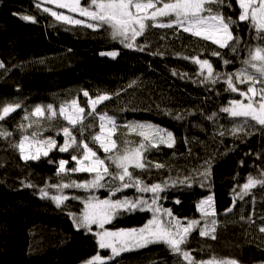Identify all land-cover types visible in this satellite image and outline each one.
Returning a JSON list of instances; mask_svg holds the SVG:
<instances>
[{"label": "trees", "instance_id": "trees-1", "mask_svg": "<svg viewBox=\"0 0 264 264\" xmlns=\"http://www.w3.org/2000/svg\"><path fill=\"white\" fill-rule=\"evenodd\" d=\"M88 3L89 0H81L82 7ZM36 5L37 0H0V62L4 64L0 68V108L7 104L22 105L0 121V129L11 133L0 137V264H85L95 255L108 257L111 252L99 248L97 232L139 228L153 215L150 210L122 212L104 229L98 225H92L91 231L78 229L69 214L79 216L87 198H109L110 189L120 186V181L107 177L104 181L107 186L103 188L63 189V195L69 199L60 207L50 198H41L42 188L49 192V197L58 195L60 190L50 185L82 183L91 180L93 174L68 171L57 175L61 159L69 161L67 169L77 166L71 156L79 158L80 153L72 149L63 153L54 149L40 160H23L16 147L22 135L38 132V139L50 137L62 145L61 129L69 126L58 116L53 120L41 119L38 126L27 128L32 121L24 117L36 105L52 104L58 110L61 104L77 100L85 108L83 139L103 159L106 154L91 143V137L99 131V120L87 116L90 109L88 98L83 96L85 90L93 99L103 94L112 97L99 105L97 112L115 117L118 127L113 138L121 150L135 147L141 140L136 132L128 131L126 125L130 122L150 121L173 133V147L159 145L145 153V159L151 162L147 169L129 167L133 178L147 185L168 182L169 187L159 193L161 209H170L182 221L201 220L196 204L213 195L216 238L201 237L197 229L190 234L184 250L190 251L197 261L216 258L235 259L239 264H264V233L259 231L264 227V187L258 185L251 190L250 202L243 212L239 211L243 200L237 198L233 213L224 214L233 206V196L248 176L260 178L264 173V128L252 127L250 122L244 131L232 135L231 130L242 124L243 118L229 117L220 109L241 97L226 91V76L214 85L199 83L203 77L199 75V65L192 62L198 56L201 60L208 59L216 72L235 73L244 67L247 48L264 44V40H257L256 32L247 23L238 22L233 26V34L242 39L238 52L233 53L230 48H220L182 29L149 28L135 42L146 45L144 51H139L112 39L108 26L94 30L83 23L69 24L43 8L95 22L54 4L45 2L39 8ZM214 11L233 20L240 14L236 0H224L222 5L214 6ZM22 16H32L35 22L25 21ZM110 51H118L119 55L112 58L100 54ZM213 52L221 53L222 58L213 56ZM224 60L231 63L224 64ZM238 86L241 91L247 90L245 84ZM213 113H217L213 120L206 118ZM178 115L184 118L177 119ZM22 124L24 130L20 128ZM80 131L79 125L73 129L78 141ZM108 163L110 171H116L115 165ZM154 164L164 167L151 166ZM206 168L210 174L204 178L199 174ZM186 177L190 178L186 184L173 186L174 181ZM28 184L33 187H26ZM125 197L151 202L153 194L129 187L111 195L112 199ZM181 261L182 257L161 243L124 252L107 264H181Z\"/></svg>", "mask_w": 264, "mask_h": 264}, {"label": "snow or ice", "instance_id": "snow-or-ice-1", "mask_svg": "<svg viewBox=\"0 0 264 264\" xmlns=\"http://www.w3.org/2000/svg\"><path fill=\"white\" fill-rule=\"evenodd\" d=\"M54 4L60 9H67L70 13H77L86 17L95 23H88L80 19H74L71 15H65L53 11L49 7H44L43 11L50 13L57 20L69 24H84L88 28L99 30L108 26L112 39H118L126 48H136L144 51L146 45L136 44L138 37L144 36L149 28H178L182 29L196 38L205 41H211L220 48H230L233 53L238 52L241 43V37L233 34V26L238 22L247 23L255 32L257 40H264V0H236L240 9V14L236 20L231 16L225 17L222 12L214 11V6H220L224 0H89L87 7L81 6V0H37V7L42 3ZM25 21L35 22L32 16H22ZM167 21V22H164ZM247 58L242 61L244 67L238 69L235 73H219L213 68L208 59H199L193 57L192 62L200 67L199 75L203 77L199 83L210 82L215 84L219 79L227 77L226 91L238 93L241 99L229 101L228 106L222 107L220 112L226 113L232 118H243L242 124H237L231 130L232 135L244 131L245 127L260 126L264 128V44H256L247 48ZM101 55L115 58L119 55L118 51L101 52ZM160 54V53H157ZM213 56L221 57V53L213 52ZM188 59V57H184ZM222 58V57H221ZM224 64L231 61L224 60ZM0 68H4L3 62H0ZM206 73V74H205ZM173 75H177L173 71ZM182 77L186 74H180ZM247 85L246 91H241L238 85ZM257 84L260 85L257 88ZM83 96L87 99V107L90 109L87 116H95L99 120V131L91 137V143L99 147L105 153L102 159L89 142L83 139V121L85 117V108L80 107L77 100H72L70 104H61L57 110L52 104L36 105L30 114H26L24 119L31 120L32 123L27 128H32L33 124L39 125L41 119L53 120L62 117L67 121V127L61 129L64 142L59 145L55 139H38L39 133L32 132L31 135H22L18 145L21 158L25 161L40 160L41 157H48L49 153L58 149L59 152H68L70 149L80 153L71 156V160L76 162V167L67 169L68 160L61 159L58 161L57 175L64 174L68 171L83 172L93 174L92 179L77 183H61L50 185L49 187L57 188L61 194L49 197V192L40 189L41 198H50L57 207H60L68 196L63 195V189L83 188L99 189L106 187L105 178L109 180H118L121 182L119 187L110 189L109 198L99 199L96 196H90L85 200L84 209L79 216H73L75 226L85 228L91 231L92 225H98L104 229V225L109 223L113 218L119 216L122 212H135L150 210L153 213L143 226L139 228H121L116 231L103 230L96 233L98 237V246L100 249H110L111 255L102 257L95 255L85 262V264H107V261L114 260L122 253L143 248L151 244H164L168 249L178 257H182L181 264H239L235 259H216L208 261H197L190 251L184 250L190 234L199 230L201 237H210L215 239V228L217 225L216 212L214 209L213 195H208L196 204L197 210L201 213V220L181 219L173 216L170 209H161L158 205L160 199L159 193L169 187L167 181L162 184L156 183L147 185L142 180L133 178V173L129 167L147 169L151 164L145 159V153L151 148L159 145H166L171 148L175 145V137L171 131L161 128L158 125L150 123L130 122L126 125L129 132H136L141 138L139 144L135 147H124L121 150L117 140L113 137L116 135L115 129L118 127L114 116H109L107 112L100 114L97 107L103 102L110 100L112 97L108 94L97 95L95 99L90 97L88 91H83ZM245 101H247L245 103ZM22 107L21 104H7L0 108V121H4L12 113ZM217 113L206 117L213 120ZM36 118V119H33ZM177 119H183V116H177ZM79 125L81 128V139L73 135V129ZM21 130L25 126L20 125ZM221 135L224 133L221 132ZM11 133L0 129V137L10 136ZM26 143L29 149L35 145V151H26ZM130 144L132 142H124ZM115 165L116 171H110V164ZM53 163V161H49ZM156 168H162V164L151 165ZM209 170L206 168L200 173L204 178L209 176ZM190 178L183 181H174L176 183L186 184ZM264 187V173L260 178L248 176L247 182L243 184L239 192L233 196V206L225 211V215L233 211L235 202L238 199L243 200L249 195L251 190L257 186ZM203 186V184L201 185ZM26 187H33L28 184ZM129 187H136L139 192H151L153 198L151 203L143 199H130L125 197L123 200L112 199L111 195ZM76 199L77 197H71ZM177 204L179 200L175 201ZM162 212V215L160 213ZM167 217V219H165ZM243 219V217H241ZM259 231L264 233V227Z\"/></svg>", "mask_w": 264, "mask_h": 264}, {"label": "rangeland", "instance_id": "rangeland-1", "mask_svg": "<svg viewBox=\"0 0 264 264\" xmlns=\"http://www.w3.org/2000/svg\"><path fill=\"white\" fill-rule=\"evenodd\" d=\"M60 13V12H59ZM63 14H65V15H69V14H66V13H63ZM74 19H78V18H75V17H73ZM167 22V21H166ZM200 68V67H199ZM260 87V85L259 84H257V88H259ZM247 101H245V103H246ZM71 103V102H70ZM70 103H67V104H70ZM137 121H141V122H148V123H150V124H153V125H157V124H154V123H152V122H150V121H144V120H137ZM159 127H161V128H164V129H166L165 127H163V126H160V125H158ZM168 130V129H167ZM169 131V130H168ZM25 147H26V151H28V150H30V151H32V152H34L35 151V145H33L32 147H31V149H29V147H28V144L26 143V145H25ZM210 195V194H209ZM212 195V194H211ZM207 197V196H206ZM205 197V198H206ZM204 199V198H203ZM149 202V201H148ZM250 202V198H248V195L247 196H245L244 197V199H243V203H242V206L240 207V209H239V211L240 212H243L244 211V208H245V205L247 204V203H249ZM149 203H151V202H149ZM214 205V204H213ZM232 213H233V211H232ZM160 215H162V212L160 213ZM153 216V215H152ZM152 218V217H151ZM150 218V219H151ZM166 218V217H165ZM98 238V237H97ZM110 250V249H109ZM110 252H111V250H110Z\"/></svg>", "mask_w": 264, "mask_h": 264}, {"label": "water", "instance_id": "water-1", "mask_svg": "<svg viewBox=\"0 0 264 264\" xmlns=\"http://www.w3.org/2000/svg\"><path fill=\"white\" fill-rule=\"evenodd\" d=\"M13 114V113H12Z\"/></svg>", "mask_w": 264, "mask_h": 264}]
</instances>
